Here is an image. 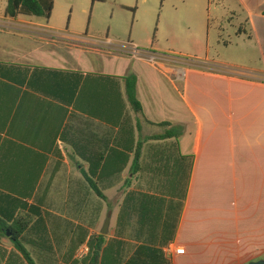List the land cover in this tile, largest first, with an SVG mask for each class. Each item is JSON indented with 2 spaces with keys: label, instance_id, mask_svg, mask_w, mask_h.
Here are the masks:
<instances>
[{
  "label": "crops",
  "instance_id": "0c3cea01",
  "mask_svg": "<svg viewBox=\"0 0 264 264\" xmlns=\"http://www.w3.org/2000/svg\"><path fill=\"white\" fill-rule=\"evenodd\" d=\"M166 4L185 12L183 30L207 36L195 48L201 62L158 43L134 59L126 44L50 36L33 19L42 17L0 16V28L19 23L31 35L18 47L0 38V217L9 227L29 221L19 241L30 257L9 232L0 264H88L107 217L111 259L146 246L169 264H203L190 259L198 245L190 215L223 212L228 246L251 249L215 264L264 257V69L209 57L212 39L226 48L227 38L252 39L264 27V0ZM129 75L142 115L127 96Z\"/></svg>",
  "mask_w": 264,
  "mask_h": 264
},
{
  "label": "rangeland",
  "instance_id": "374dc122",
  "mask_svg": "<svg viewBox=\"0 0 264 264\" xmlns=\"http://www.w3.org/2000/svg\"><path fill=\"white\" fill-rule=\"evenodd\" d=\"M7 4L8 0H0V16L5 15ZM184 13H175L172 5L166 4V0H148L146 3L142 0H54V9L49 19H33L45 25L49 24L53 28L50 30V36L58 34L78 40L83 38L92 41L91 43L95 41L107 44L111 41L112 45L109 46L112 48L133 43L144 49L158 43L166 52H182L186 56L181 58L201 62L194 55L201 54L202 58L206 55L204 52L199 53L195 48L204 47L207 36L200 39L199 36L183 30L186 24L180 21L178 16ZM21 17L26 18L23 15ZM22 26L16 23L9 29L0 28V38L9 39L11 47H18L20 41H26V38L31 36L24 33L30 30ZM172 26L177 29L176 36L170 34ZM258 29L257 33H253L252 39L236 40L234 36L227 38L231 46L226 48L223 44L220 47L215 45L216 39H212L209 57L228 64H240L249 69H264V27L258 24ZM23 35L27 37L24 38ZM83 39L80 40L86 42ZM28 43L31 42L28 40ZM185 45L192 46L197 53L184 50L181 46ZM190 216L194 217L191 226L198 235V245L189 247V252L192 253L190 259H199L203 264H215L226 259H242L251 249L228 246L225 212L218 215L208 213L200 217L192 214ZM108 219L109 217L106 222ZM261 260H264V257Z\"/></svg>",
  "mask_w": 264,
  "mask_h": 264
},
{
  "label": "trees",
  "instance_id": "16d2710c",
  "mask_svg": "<svg viewBox=\"0 0 264 264\" xmlns=\"http://www.w3.org/2000/svg\"><path fill=\"white\" fill-rule=\"evenodd\" d=\"M54 9V0H8L6 8V16L12 19H16L19 16L30 17H46L50 18ZM127 96L134 111L138 114H143L142 105L137 98V77L135 75H129L125 78ZM152 124V123H150ZM159 126L170 127L171 124L161 123ZM172 133L166 135L167 138H172ZM17 220L15 227H9L8 224L0 217V235H6L11 233V239L15 242L16 248L21 250L28 259H30L28 253L25 251L23 245L19 239L28 227L29 221H23L19 225ZM23 224V226H22ZM19 227V229L17 228ZM91 258L86 259L88 264H169L167 259H164V253L159 248H152L142 246L138 248L136 253L130 259H111L113 257V243H106L105 236L99 235L90 242Z\"/></svg>",
  "mask_w": 264,
  "mask_h": 264
},
{
  "label": "built area",
  "instance_id": "2783aa9c",
  "mask_svg": "<svg viewBox=\"0 0 264 264\" xmlns=\"http://www.w3.org/2000/svg\"><path fill=\"white\" fill-rule=\"evenodd\" d=\"M107 45L108 46L112 45V42L108 41ZM127 46L134 59L141 58V57H147L148 52L145 49H140L137 45H134L133 43H129L127 44ZM148 60L150 63L155 64L156 66H158V62L160 61V59H157L155 56H152V55L148 56ZM88 253H89V248L86 247L82 249V251L80 252V255L83 257Z\"/></svg>",
  "mask_w": 264,
  "mask_h": 264
},
{
  "label": "water",
  "instance_id": "95a60500",
  "mask_svg": "<svg viewBox=\"0 0 264 264\" xmlns=\"http://www.w3.org/2000/svg\"><path fill=\"white\" fill-rule=\"evenodd\" d=\"M109 226H110V218L107 220V222L105 223L104 229L102 230L103 235H107L108 230H109ZM249 264H264V260H260L257 262H251Z\"/></svg>",
  "mask_w": 264,
  "mask_h": 264
}]
</instances>
